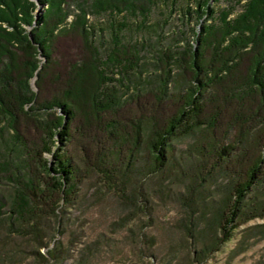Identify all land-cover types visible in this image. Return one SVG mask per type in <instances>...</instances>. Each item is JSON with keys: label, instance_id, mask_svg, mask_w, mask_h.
Instances as JSON below:
<instances>
[{"label": "rangeland", "instance_id": "obj_1", "mask_svg": "<svg viewBox=\"0 0 264 264\" xmlns=\"http://www.w3.org/2000/svg\"><path fill=\"white\" fill-rule=\"evenodd\" d=\"M33 1L38 18L47 4ZM70 3L75 9L76 0ZM189 3L193 0H158L144 24L139 12L91 16L97 42L105 41L104 53L111 46V20L125 21L123 41L139 48L140 65L120 86L123 99L133 96L118 115L116 147L121 148V154L109 165L111 172L104 173L102 165L106 163L101 161L95 142L104 145L107 138L98 134L94 112L79 114L82 125L63 146L77 165L76 184L69 192V202L57 208L56 216L40 218V227H44L40 234L20 229L21 223L11 218L12 193L18 184L7 180L10 166L0 168V195L5 201L1 206L0 264H264V176L246 192L241 206V211L251 213L236 216L227 232L220 217L235 200L232 185L247 178L244 171L256 160L254 154L264 140L260 92L249 89L242 98L236 94L227 99L225 83L209 82L210 91L205 92L202 103L206 115L211 116L209 121L217 108L222 110L216 124L172 136L167 140L171 148L165 146L163 164L150 148L154 129L161 128L166 118L181 108L194 82L192 73L171 62L168 87L161 84L167 71L164 49L171 45L176 50L196 41L200 24L195 16L183 15ZM68 20H73V15ZM66 41L69 45L61 48L63 61L83 55L79 42ZM61 56L58 51L53 54L55 60ZM39 58L43 65L46 58L42 54ZM37 78L34 76L30 85L42 99L54 93L57 84L53 79L38 85ZM54 112L61 114L58 108ZM28 115L31 119L25 120L36 124L34 116ZM103 117L108 119L103 114L99 120ZM229 142L232 147L223 154L222 147ZM45 156L53 165V154ZM261 165L262 172L264 162Z\"/></svg>", "mask_w": 264, "mask_h": 264}, {"label": "trees", "instance_id": "obj_2", "mask_svg": "<svg viewBox=\"0 0 264 264\" xmlns=\"http://www.w3.org/2000/svg\"><path fill=\"white\" fill-rule=\"evenodd\" d=\"M70 1L40 0L47 7L36 18L33 0H0V168L10 166L7 180L18 184L12 193L11 218L22 224L20 229L32 230L34 234L43 231L40 218L46 214L56 216L57 208L69 202V192L75 187L77 165L63 146L79 131L82 125L80 119L78 122L79 114L94 112V120L99 121L95 123L98 134L107 138L104 145L102 141L95 142L101 161L106 163L102 165L104 173L111 172L109 165L121 154V148L116 147L118 115L133 96L123 99L120 86L125 85L126 78L140 65L139 48L137 44L123 41L121 31L127 23L111 20V46L104 53L102 43L105 41L97 42V29L91 16L105 12L133 15L139 12L144 24L158 0H76L75 9L71 8ZM185 14L195 16L200 24L195 31L196 41L176 50L171 45L164 49L162 57L167 71L161 77V84L168 87L171 62L192 73L194 82L181 108L152 133L150 148L161 164L165 159V146L171 148L167 140L172 136L187 134L203 125L208 128L222 116L220 108L215 110L212 121L205 113L202 99L205 92L210 91L209 82L225 83L227 99L236 94L242 98L245 90L253 89L260 92L264 101V0H214V3L193 0ZM70 15H73L71 21L68 20ZM68 39L73 45L79 42L83 55L63 61L61 48L69 45ZM55 51L62 55L59 60L53 57ZM40 54L46 58L43 65ZM34 76H38V85L41 81L45 85L50 79L57 84L49 98L42 99L32 89L30 81ZM165 92L162 93L165 95ZM56 108L61 114L54 112ZM112 112L117 117H112ZM28 114L34 116L36 124L25 120V117L31 119ZM103 114L107 115V120L105 117L99 120ZM74 121L78 122L75 127L72 126ZM230 147L231 142L224 144L223 154L227 155ZM45 153L53 154V165ZM254 156L256 160L244 171L247 178L232 185L235 200L229 212L220 214L225 232L236 216L251 213L241 211V206L246 192L256 181H261L260 175L264 176V171L260 170L264 162V140ZM4 202L0 195V222ZM50 254L54 256L55 251L51 250Z\"/></svg>", "mask_w": 264, "mask_h": 264}]
</instances>
